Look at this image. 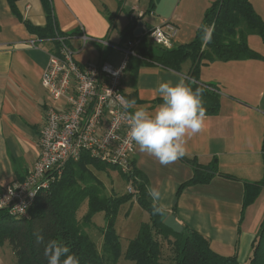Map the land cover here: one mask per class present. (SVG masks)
Masks as SVG:
<instances>
[{"label": "crops", "instance_id": "obj_1", "mask_svg": "<svg viewBox=\"0 0 264 264\" xmlns=\"http://www.w3.org/2000/svg\"><path fill=\"white\" fill-rule=\"evenodd\" d=\"M215 1L154 0V8L147 12L148 0H52L59 31L69 35L63 38L75 61L116 67L124 59L118 47L124 44V32L133 19L143 23L144 34L164 22L174 23L178 35L173 47L179 46L195 38ZM250 1L264 20V0ZM23 20L46 25L41 0L17 1L15 10L8 0H0V191L24 180L38 159L45 112L54 104L42 78L49 55L58 52L59 40H39ZM248 43L263 59L216 60L201 67L199 81L216 87L220 111L206 116L202 132L185 139L186 156L203 165L217 159L222 175L185 188L176 200L178 187L193 176L189 164L179 158L163 165L137 145L131 157L147 176L149 187L161 191L159 203L166 206L169 216L177 201L175 216L183 227L202 234L216 253L236 255L242 264L249 262L264 221V188L254 203L244 207L246 185L264 182V43L257 35H250ZM142 46L150 52L162 48L150 39ZM190 69V61L180 71L145 64L135 77L130 71L124 74L123 92L128 100L154 111L162 103L158 84L186 81ZM110 170L104 173L110 175Z\"/></svg>", "mask_w": 264, "mask_h": 264}, {"label": "trees", "instance_id": "obj_2", "mask_svg": "<svg viewBox=\"0 0 264 264\" xmlns=\"http://www.w3.org/2000/svg\"><path fill=\"white\" fill-rule=\"evenodd\" d=\"M17 1L20 0H8L13 10ZM148 2L147 12H150L154 8V0ZM41 3L47 23L40 27L23 20L30 33L39 40L57 41L61 37L69 36L59 31L52 0H41ZM137 24L138 19L130 22L124 32V43L134 38ZM204 25H214L211 39L207 42L201 38ZM250 35L259 36L264 43V20L255 11L251 1L216 0L206 10L203 22L191 42L171 49L158 48L156 52L147 51L146 47L141 46L138 56L128 60L125 73L130 71L135 77L143 65L150 63L180 71L182 64L190 61L191 69L185 82L194 81L191 85L193 89H203L202 101L206 116L217 115L220 111V94L213 85H205L199 81L200 69L204 64L216 60L228 62L263 59L249 46ZM139 38L143 45L148 44L146 33ZM181 159L193 168V176L178 187L176 200L185 188L207 184L215 176L222 175L217 159L208 165L200 164L186 155ZM108 169L118 170L130 183L131 191L122 195L107 194L105 185L95 171L104 172ZM47 177L49 186L38 191L26 216H16L6 209L0 210V246L9 244L16 257L15 264H47L44 248L49 240H57L69 246L71 252L79 257L80 264H117L122 257L133 264H242L236 255L222 256L216 253L209 240L191 228L185 226L180 234L167 228L164 222L169 213H154L153 202L147 192L149 180L133 160L129 162L128 171L123 172L116 165L94 158L88 151H83L79 160L68 161ZM262 188L264 182L246 185L245 208L254 203ZM134 197L138 205L149 214V221L141 223L136 236L129 240L127 249L123 252L121 237L115 225L121 207L133 201ZM85 203L88 209L80 221L78 212ZM176 203L172 215L177 213ZM97 214H103L102 228L94 222ZM89 227L101 231V251L85 230ZM38 235L44 236V242L37 240ZM160 239L171 246L172 254L169 259L163 258ZM248 264H264V221Z\"/></svg>", "mask_w": 264, "mask_h": 264}, {"label": "built area", "instance_id": "obj_3", "mask_svg": "<svg viewBox=\"0 0 264 264\" xmlns=\"http://www.w3.org/2000/svg\"><path fill=\"white\" fill-rule=\"evenodd\" d=\"M147 38L171 49L178 27L164 22L146 32ZM58 52L49 55L42 84L54 104L49 105L40 130V154L22 181L0 192V210L26 216L38 191L49 186L48 174L68 161H77L83 151L127 172L136 144L128 137L123 78L128 60L138 56L140 38L128 39L122 46L124 59L116 67L106 62L78 64L63 37Z\"/></svg>", "mask_w": 264, "mask_h": 264}, {"label": "clouds", "instance_id": "obj_4", "mask_svg": "<svg viewBox=\"0 0 264 264\" xmlns=\"http://www.w3.org/2000/svg\"><path fill=\"white\" fill-rule=\"evenodd\" d=\"M214 25L202 26V40L210 41ZM194 81L183 79L175 84L171 81L160 82L157 93L162 103L154 110L148 106H139L135 99L125 103L132 110L127 118L130 137L139 148L159 160L163 165L170 164L186 155L185 139L203 131L206 109L203 105V89L191 86ZM147 192L153 202L154 213H163L166 206L159 203L162 193L155 187H148ZM37 240L44 242V236ZM47 264H80L79 257L71 252L66 244L49 240L44 248ZM63 258V259H62Z\"/></svg>", "mask_w": 264, "mask_h": 264}, {"label": "rangeland", "instance_id": "obj_5", "mask_svg": "<svg viewBox=\"0 0 264 264\" xmlns=\"http://www.w3.org/2000/svg\"><path fill=\"white\" fill-rule=\"evenodd\" d=\"M150 41L153 42L152 40ZM96 173L106 183L107 194L115 193L117 195H122L125 192L126 193L130 192L132 189L130 183L124 177H122L121 173L118 170L111 169L110 172H108L110 175L104 172H96ZM133 200L136 201V198L134 197ZM87 209H88V205L87 203H85L79 210L78 219L80 221H82L83 217L85 216ZM148 221H149V214L146 211H144L138 205V203H135V205L133 206H131V204L128 203L121 207L115 228L118 235L121 237L123 252L127 249L129 240L136 236L141 223ZM94 222L99 228H102L104 226L103 214L95 215ZM85 230L88 232L92 240L97 244L98 249L101 251L103 245V237L101 231L95 227H89L86 228ZM160 240L163 246V258L169 259V256L172 254L171 246L168 245V243L165 240L163 239ZM15 263H16V257L14 256L9 244L6 243L5 245L0 246V264H15ZM117 264H133V262L128 261L124 257H122Z\"/></svg>", "mask_w": 264, "mask_h": 264}, {"label": "water", "instance_id": "obj_6", "mask_svg": "<svg viewBox=\"0 0 264 264\" xmlns=\"http://www.w3.org/2000/svg\"><path fill=\"white\" fill-rule=\"evenodd\" d=\"M143 33V23L139 22L138 28L135 31V37H139ZM164 225L172 230L176 234H180L183 232L184 227L181 225V223L177 220L175 215L169 216L165 222Z\"/></svg>", "mask_w": 264, "mask_h": 264}]
</instances>
